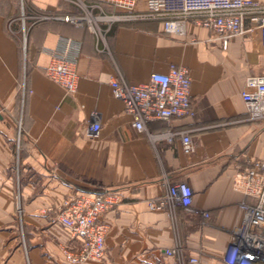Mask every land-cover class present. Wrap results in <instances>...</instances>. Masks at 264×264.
<instances>
[{
	"label": "crops",
	"instance_id": "1",
	"mask_svg": "<svg viewBox=\"0 0 264 264\" xmlns=\"http://www.w3.org/2000/svg\"><path fill=\"white\" fill-rule=\"evenodd\" d=\"M29 2L49 16L79 12L67 0ZM15 19L10 0H0V264H68L63 250L81 241L53 216L65 198L100 191L118 193L121 202L101 218L108 224L103 258L83 264H190L191 257L225 264L241 203L257 200L247 172L264 178V119L249 118L241 96L248 75L264 74L259 26L223 48L213 32L192 24L178 36L158 19L110 18L99 40L50 17L28 27L23 51ZM61 37L81 43L74 93L44 73ZM170 64L189 68L194 114L139 131L109 82L118 72L129 83L145 82ZM93 112L100 129L92 138L86 127ZM169 129L190 130L193 152L183 153ZM180 181L191 188L195 211L149 208V199ZM172 248L177 252L165 253Z\"/></svg>",
	"mask_w": 264,
	"mask_h": 264
},
{
	"label": "built area",
	"instance_id": "2",
	"mask_svg": "<svg viewBox=\"0 0 264 264\" xmlns=\"http://www.w3.org/2000/svg\"><path fill=\"white\" fill-rule=\"evenodd\" d=\"M67 1L75 5L79 12L53 16L41 14L38 20L60 18L76 26L86 27L99 40H103L107 30L102 28L101 22L110 18L158 19L165 32L178 36H186L188 25L192 24L213 32L223 48L227 47L232 38L243 35L255 24L260 28V39L264 45V4L258 0ZM105 5L120 13L107 14ZM80 47L79 40L61 37L59 45L51 51L50 60L44 70L47 78L68 93H74L77 88L76 68ZM109 83L113 97L122 101L124 111L131 117V125L139 131L145 130L146 124L153 120L170 122L173 118L194 114L191 107V75L186 66L170 64L166 72H152L148 80L141 83H129L118 72ZM21 90H26L24 83ZM241 96L248 117L264 119V74L248 75ZM99 129L98 115L93 112L86 127V134L92 138L97 137ZM166 135H178L183 153L193 152L190 130L169 129ZM247 175L257 181V200L253 203H241L242 221L231 232L223 258L225 264H264V178H259L258 173L252 170L248 171ZM120 202L121 196L109 191L77 194L61 202L53 216L54 220L72 237L81 241L76 250H63L68 264H83L103 258L108 224L101 218ZM191 203L192 190L182 181L168 184L164 194L147 202L152 210H172L180 205L184 210L193 212L195 210ZM203 216L207 217L208 213L204 212ZM176 252L177 248L165 250L168 255ZM189 261L190 264L199 263L196 257H191Z\"/></svg>",
	"mask_w": 264,
	"mask_h": 264
},
{
	"label": "rangeland",
	"instance_id": "3",
	"mask_svg": "<svg viewBox=\"0 0 264 264\" xmlns=\"http://www.w3.org/2000/svg\"><path fill=\"white\" fill-rule=\"evenodd\" d=\"M11 6L13 8V13L16 17V21L24 23V32H20L19 38H20V45L21 49L24 51V38L25 33L28 30V27L33 24L34 22H37L38 18L40 17L41 13L37 9H35L29 2V0H10ZM14 17V16H13ZM19 150V149H18ZM18 153V151H16ZM19 212H15V214H18Z\"/></svg>",
	"mask_w": 264,
	"mask_h": 264
},
{
	"label": "water",
	"instance_id": "4",
	"mask_svg": "<svg viewBox=\"0 0 264 264\" xmlns=\"http://www.w3.org/2000/svg\"><path fill=\"white\" fill-rule=\"evenodd\" d=\"M100 192H102V191H100Z\"/></svg>",
	"mask_w": 264,
	"mask_h": 264
}]
</instances>
